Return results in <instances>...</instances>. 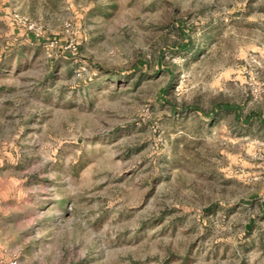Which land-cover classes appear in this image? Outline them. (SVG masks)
I'll list each match as a JSON object with an SVG mask.
<instances>
[{"label": "rangeland", "instance_id": "374dc122", "mask_svg": "<svg viewBox=\"0 0 264 264\" xmlns=\"http://www.w3.org/2000/svg\"><path fill=\"white\" fill-rule=\"evenodd\" d=\"M12 260L264 264V0H0Z\"/></svg>", "mask_w": 264, "mask_h": 264}, {"label": "built area", "instance_id": "2783aa9c", "mask_svg": "<svg viewBox=\"0 0 264 264\" xmlns=\"http://www.w3.org/2000/svg\"><path fill=\"white\" fill-rule=\"evenodd\" d=\"M18 21H24L25 25H28L31 30H34V26L29 23V19L26 18H20L19 16H16ZM30 24V25H29ZM9 264H19L17 260H12Z\"/></svg>", "mask_w": 264, "mask_h": 264}]
</instances>
